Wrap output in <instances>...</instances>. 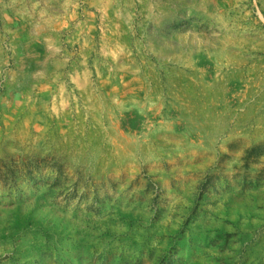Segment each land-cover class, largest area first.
<instances>
[{
    "label": "rangeland",
    "instance_id": "rangeland-1",
    "mask_svg": "<svg viewBox=\"0 0 264 264\" xmlns=\"http://www.w3.org/2000/svg\"><path fill=\"white\" fill-rule=\"evenodd\" d=\"M0 264H264V0H0Z\"/></svg>",
    "mask_w": 264,
    "mask_h": 264
}]
</instances>
